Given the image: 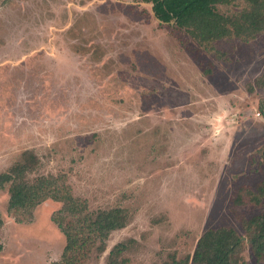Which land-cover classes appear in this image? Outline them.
Masks as SVG:
<instances>
[{"label": "rangeland", "instance_id": "1", "mask_svg": "<svg viewBox=\"0 0 264 264\" xmlns=\"http://www.w3.org/2000/svg\"><path fill=\"white\" fill-rule=\"evenodd\" d=\"M263 100L264 32L201 46L149 0H0V173L30 151L31 180L62 175L92 210L130 214L83 264L121 242L124 264L192 260L218 228L244 239L237 264H264L246 228L264 213ZM8 202L7 187L0 264L59 263L61 204L17 221Z\"/></svg>", "mask_w": 264, "mask_h": 264}, {"label": "trees", "instance_id": "2", "mask_svg": "<svg viewBox=\"0 0 264 264\" xmlns=\"http://www.w3.org/2000/svg\"><path fill=\"white\" fill-rule=\"evenodd\" d=\"M239 0H149L152 12L161 24L175 25L186 31L201 46L221 40L238 38L245 42L264 32V0H243L247 8L232 15H223L217 7ZM264 114V100L260 104ZM264 161V154H263ZM37 156L27 151L8 171L0 173V192L8 187V212L17 221L27 220L41 203L61 204L54 211L52 222L66 239L61 261L51 264H83L91 254H103L111 234L127 226L130 214L123 208L92 210L86 199L74 195L72 187L62 175L29 178L37 169ZM3 220L0 218V230ZM249 241L258 260L264 258V213L246 223ZM244 239L233 229H209L200 238L192 260L172 264H237V256ZM129 244L121 242L109 253L108 264H124ZM3 245L0 242V251Z\"/></svg>", "mask_w": 264, "mask_h": 264}]
</instances>
